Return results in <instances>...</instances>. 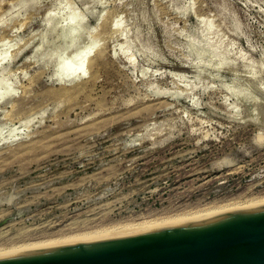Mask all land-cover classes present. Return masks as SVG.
<instances>
[{
    "label": "rangeland",
    "instance_id": "rangeland-1",
    "mask_svg": "<svg viewBox=\"0 0 264 264\" xmlns=\"http://www.w3.org/2000/svg\"><path fill=\"white\" fill-rule=\"evenodd\" d=\"M248 196L264 0H0L1 243Z\"/></svg>",
    "mask_w": 264,
    "mask_h": 264
},
{
    "label": "water",
    "instance_id": "water-1",
    "mask_svg": "<svg viewBox=\"0 0 264 264\" xmlns=\"http://www.w3.org/2000/svg\"><path fill=\"white\" fill-rule=\"evenodd\" d=\"M0 264H264V203L0 253Z\"/></svg>",
    "mask_w": 264,
    "mask_h": 264
},
{
    "label": "bare ground",
    "instance_id": "bare-ground-1",
    "mask_svg": "<svg viewBox=\"0 0 264 264\" xmlns=\"http://www.w3.org/2000/svg\"><path fill=\"white\" fill-rule=\"evenodd\" d=\"M75 15H77V14H75ZM100 53H102V52H100ZM103 53H104V51H103ZM253 197H255V196H253ZM261 197L257 198V196H256L257 199L253 198V200L250 199L251 197H249L250 200L249 201L245 200L246 202L243 201V203L239 202V201H242L243 199L242 200L238 199V202H234V201L232 202V200H230L231 203L230 202L227 203V201H225L226 204H223V202L222 203L220 202L222 205L214 204L216 206H212V207L209 206V204H208L207 206H209L210 208H207L206 206H204V207H206V209L205 208L203 209V207H202V210H200L201 208L200 209L199 208L198 209L195 208L198 211L190 212V213H188V212L185 213L184 212V214L181 213L179 215H176L174 213L175 215H173V216H170V215L165 216L167 214H164V217L163 216L162 217H158V216H160V214H158V215H155L156 218L154 216H153V218H149V219L146 218L147 220H144V218H143V220H141L140 222L136 221L135 223H122V224H120V222H118L120 225L116 224L117 226H112V225H115V224H111L110 227H108L109 225L106 226L108 228H104L105 226L102 227V229H97L96 228L97 230H95L93 228V230H91V231L87 230L86 232L83 231L81 233L80 232L79 233H77V232L75 233L74 232L72 235L66 233L68 236L67 235L64 236V234H65L64 233V234H61V236H63V237H61V236H57L58 238L52 237L54 239H51V238L50 239L49 238L45 239L44 238V239H39V240L37 239V241L34 240L33 242L28 240L30 242L26 241L24 243V241H22L23 243H17V244H15V243L14 244H10L9 243L10 245L9 244L8 245H4L3 243L4 242L6 243V241H4L3 243L0 242L1 244H3V245L0 246V253H5V252L12 251V250H18V249L54 245V244H57V243L71 241V240L95 238V237H100V236H105V235H110V234H116V233H121V232H126V231H131V230H136V229H141V228H146V227H151V226H156V225H161V224L170 223V222H174V221H179V220H183V219H188V218H193V217H199V216H204V215H210V214L225 212V211H228V210L230 211V210H234V209L249 207V206H252V205H257V204L264 203V197H262V198ZM246 199H248V198H246ZM235 201H237V200L235 199ZM190 211H192V210H190ZM124 221H126V220H124ZM129 221H131V220H129ZM80 231H82V230H80ZM5 238H6V236H5ZM8 239L9 238H7V240Z\"/></svg>",
    "mask_w": 264,
    "mask_h": 264
}]
</instances>
